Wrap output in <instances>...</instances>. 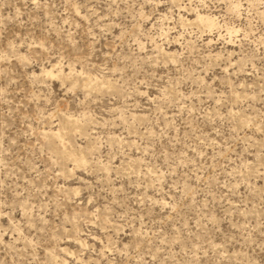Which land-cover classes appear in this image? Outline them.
I'll list each match as a JSON object with an SVG mask.
<instances>
[{"label": "rangeland", "instance_id": "1", "mask_svg": "<svg viewBox=\"0 0 264 264\" xmlns=\"http://www.w3.org/2000/svg\"><path fill=\"white\" fill-rule=\"evenodd\" d=\"M0 264H264V0H0Z\"/></svg>", "mask_w": 264, "mask_h": 264}, {"label": "bare ground", "instance_id": "2", "mask_svg": "<svg viewBox=\"0 0 264 264\" xmlns=\"http://www.w3.org/2000/svg\"><path fill=\"white\" fill-rule=\"evenodd\" d=\"M202 23H205V24H208V25H211L212 24V21L209 19V18H205V17H203V16H200V15H198V17H197ZM47 74H49V75H51V76H53L52 74V71H48V72H46ZM72 128H73V126L71 125V123H67V122H65V124L62 126V130L66 133V134H69L70 133V131L72 130ZM59 135H60V133H59ZM56 137H58L59 139H60V136H58V135H56ZM53 148V147H52ZM55 149V148H54ZM55 152L57 151V150H54ZM61 156V155H60ZM64 159H63V158ZM61 158L63 159V160H65V159H67V160H71V161H73V162H75L76 164H83L84 162H86L85 161V157L83 156V155H77V154H75V153H72V152H68V153H65V154H63V156H62Z\"/></svg>", "mask_w": 264, "mask_h": 264}]
</instances>
